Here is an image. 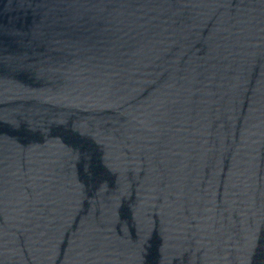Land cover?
<instances>
[{
	"label": "water",
	"instance_id": "95a60500",
	"mask_svg": "<svg viewBox=\"0 0 264 264\" xmlns=\"http://www.w3.org/2000/svg\"><path fill=\"white\" fill-rule=\"evenodd\" d=\"M0 264H264V0H0Z\"/></svg>",
	"mask_w": 264,
	"mask_h": 264
}]
</instances>
